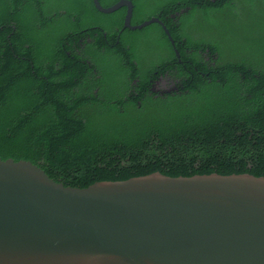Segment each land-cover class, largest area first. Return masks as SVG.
Here are the masks:
<instances>
[{"label": "trees", "instance_id": "1", "mask_svg": "<svg viewBox=\"0 0 264 264\" xmlns=\"http://www.w3.org/2000/svg\"><path fill=\"white\" fill-rule=\"evenodd\" d=\"M129 1L132 25L156 17L174 45L158 23L122 29L126 7L0 0V159L78 188L152 173L264 178V17L261 30H212L217 12L245 28L264 0H167L142 18L149 1ZM159 73L182 87L155 97Z\"/></svg>", "mask_w": 264, "mask_h": 264}, {"label": "water", "instance_id": "2", "mask_svg": "<svg viewBox=\"0 0 264 264\" xmlns=\"http://www.w3.org/2000/svg\"><path fill=\"white\" fill-rule=\"evenodd\" d=\"M102 13L133 6L119 0ZM174 52L179 57L178 51ZM0 264H264V178L169 177L65 186L28 161L0 159Z\"/></svg>", "mask_w": 264, "mask_h": 264}, {"label": "rangeland", "instance_id": "3", "mask_svg": "<svg viewBox=\"0 0 264 264\" xmlns=\"http://www.w3.org/2000/svg\"><path fill=\"white\" fill-rule=\"evenodd\" d=\"M148 1H149V3H147V5L144 8L139 7L136 10V16L137 17L142 18V17H145V16L150 15L152 13H155L156 10L158 9V7L162 6L167 0H158L157 3L153 2L154 0H148ZM215 15L218 17L217 21L219 23L214 28H212V30L213 31H219L220 34H222V35H226V33L224 32V28L228 31H236L237 32V30H239V31L245 33L247 31H249L250 29L261 30L263 27L264 13H263V16L258 15L255 18L248 17V19H247L248 25L243 29H240L241 27L233 28V22L230 20L231 18L228 15H226L224 12H217V13H215ZM251 22H253L252 25H250ZM243 23H245V22H243ZM239 41H243V40L240 39ZM148 45H151L152 48L156 52H158L160 47H161V44H160V41L158 38L156 40L151 39Z\"/></svg>", "mask_w": 264, "mask_h": 264}, {"label": "flooded vegetation", "instance_id": "4", "mask_svg": "<svg viewBox=\"0 0 264 264\" xmlns=\"http://www.w3.org/2000/svg\"><path fill=\"white\" fill-rule=\"evenodd\" d=\"M154 76L150 79L149 90L151 93H155V97L165 98L167 95L177 93L182 87L180 80L173 74L159 73Z\"/></svg>", "mask_w": 264, "mask_h": 264}, {"label": "clouds", "instance_id": "5", "mask_svg": "<svg viewBox=\"0 0 264 264\" xmlns=\"http://www.w3.org/2000/svg\"><path fill=\"white\" fill-rule=\"evenodd\" d=\"M184 12L183 10H180V13Z\"/></svg>", "mask_w": 264, "mask_h": 264}]
</instances>
